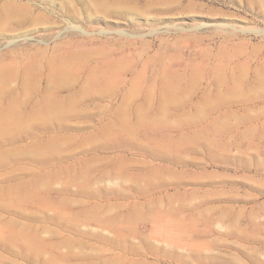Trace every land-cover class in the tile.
<instances>
[{
    "label": "rangeland",
    "instance_id": "374dc122",
    "mask_svg": "<svg viewBox=\"0 0 264 264\" xmlns=\"http://www.w3.org/2000/svg\"><path fill=\"white\" fill-rule=\"evenodd\" d=\"M0 17V264H264V0Z\"/></svg>",
    "mask_w": 264,
    "mask_h": 264
},
{
    "label": "bare ground",
    "instance_id": "6f19581e",
    "mask_svg": "<svg viewBox=\"0 0 264 264\" xmlns=\"http://www.w3.org/2000/svg\"><path fill=\"white\" fill-rule=\"evenodd\" d=\"M17 5L18 4H16V3H8V4H6L4 6L5 7L4 8L5 13L7 15H9L10 13H12V14L13 13H16V14H14V16H19L20 11L18 10ZM2 21H3V18L0 17V26H1ZM73 28H75V27H73ZM69 75H67V70L65 68H62L56 74V77H61V79H60L61 81H63L65 79V77H66V79H65V81H66L68 79L67 77ZM62 77H64V78L62 79ZM69 78H71V77H69ZM170 81H172V79ZM170 84H171L170 87H168V89L166 90L167 91V95L165 96V99L166 100L175 99L177 97V95H178V86H177V84L174 83V82H171ZM68 107H70V106H68ZM63 109H65L64 104H62V102H60V101H54L53 99L46 100L45 105L43 107V111L44 112H50L51 110L52 111H54V110H56V111H62ZM14 116L15 115H12V111H10L7 114V116L5 117L6 119H0V122L3 123L2 129H4V126H5V128H9V127H12L13 125L15 126V125L20 124L19 119H17Z\"/></svg>",
    "mask_w": 264,
    "mask_h": 264
}]
</instances>
